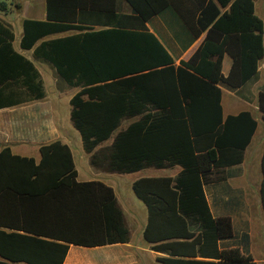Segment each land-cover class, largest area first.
I'll use <instances>...</instances> for the list:
<instances>
[{"label":"trees","instance_id":"16d2710c","mask_svg":"<svg viewBox=\"0 0 264 264\" xmlns=\"http://www.w3.org/2000/svg\"><path fill=\"white\" fill-rule=\"evenodd\" d=\"M119 1L46 0L45 19L22 21L20 46L33 48L34 58L77 88L70 119L93 165L121 173L180 168L175 176H144L132 184L147 207L144 237L167 253L158 258L163 264H256L237 247L219 248V240L233 236L231 218L213 216L203 191L224 167L243 161L257 126L250 111L224 117L220 104V85L243 89L259 75L264 23L253 13L254 0H122L130 13L118 11ZM169 6L193 38L204 33L178 65L146 25ZM5 7L0 2V10ZM13 39L11 26L0 20V43L20 61L17 67L30 68V79L21 71L32 98H43L39 71L13 51ZM225 53L232 59L227 75L221 71ZM256 100L264 117V89ZM133 117L112 136L122 119ZM39 155L0 148V264H62L70 244L128 240L114 189L100 180L78 181L68 144H41ZM261 168L264 207V149Z\"/></svg>","mask_w":264,"mask_h":264},{"label":"crops","instance_id":"0c3cea01","mask_svg":"<svg viewBox=\"0 0 264 264\" xmlns=\"http://www.w3.org/2000/svg\"><path fill=\"white\" fill-rule=\"evenodd\" d=\"M3 2H5L6 7L0 10V20L9 24L14 33V39L11 43L13 51L21 54L35 65L43 81L45 96L40 99L32 98L33 95L23 83L25 73H22L21 70L26 69L25 64H22L23 68L17 67L16 64L20 61L12 55L5 43H0V80H4L0 84V102L2 103V107H0V148L8 145L13 153L33 156L38 160L41 144L54 140H60L69 146L74 144L70 140L71 133L64 131L67 124L66 115L61 112L59 106L53 105L59 103L64 96L61 91L66 90L69 86L58 79L55 69L49 63L34 58L33 48L23 49L20 46L22 21L24 19H45L46 0H39L38 4L34 1L26 15H22L21 6L15 0ZM225 9L227 7L221 8V11ZM118 11L130 13V6L121 0L118 3ZM253 13L257 14L264 23L262 18L264 16V0L258 2L254 0ZM146 25L149 31L168 50L175 65H178L181 60L188 59L204 37V33H202L199 37L193 38L172 6L155 14L147 21ZM95 28H100V26L96 25ZM71 33L72 31L60 32L46 38L62 37ZM231 62V57L225 53L221 66L223 75L228 74ZM26 71L27 78L30 79V68L28 67ZM48 78L55 80L54 90H48ZM220 88V104L223 116L248 110L256 119L257 126L244 151L243 161L236 165L224 167L222 172L217 174L221 177L206 182L203 185V191L213 216L227 215L231 218L233 236L229 239L219 240V248L237 247L242 254H249L256 264H264V207L260 193L263 174L261 157L264 149V117L256 100L258 90L264 89V57L259 65L258 77L249 81L243 89H229L224 85H220ZM73 93H70L68 100ZM129 123H126L119 130L125 128ZM261 127L262 130L260 131ZM99 147L102 145L99 144L96 149ZM30 149H33L34 153ZM77 153L78 160L75 159L72 152L78 181L100 180L114 189L117 204L122 210L124 223L128 229V240L94 247L70 244L62 264H163L158 258L166 256L167 253L152 249L153 243L148 242L144 237L143 232L148 220L147 207L135 195L132 184L136 179L144 176H175L180 168L174 166L177 167L174 173L159 171L167 168H155L153 166L143 168H150V172L130 181L132 189L130 194L125 188L126 181L120 176L121 172L109 170L106 166L93 165L90 162L91 154L84 150L83 144L81 148L79 146ZM247 161L249 163L246 165ZM244 165V177L247 183L252 185L246 191L248 200L242 199L244 194L242 185H244L245 180L241 178ZM133 195L139 200L133 198ZM191 229L198 231L196 225H192ZM196 258L218 260L199 255ZM19 263L25 262H13V264Z\"/></svg>","mask_w":264,"mask_h":264},{"label":"rangeland","instance_id":"374dc122","mask_svg":"<svg viewBox=\"0 0 264 264\" xmlns=\"http://www.w3.org/2000/svg\"><path fill=\"white\" fill-rule=\"evenodd\" d=\"M3 1H7V0H0V2H3ZM16 1V3H18L20 6H21V13H22V15H26L28 12V9H29V7L31 6V4L35 1V3L36 4H38V2H39V0H15ZM258 1H262V0H257V2ZM262 18L264 19V16H262ZM50 71V70H49ZM49 75H51V74H49ZM54 81L55 80H52V79H50V78H48L47 79V85H48V90L50 91V90H54V88H55V86H54ZM77 90V88H75V87H68V88H66V90H62L61 92L62 93H64V96L60 99V101H59V103L57 104V103H55V104H53V105H55V106H59V108H60V110H61V112L64 114V115H66V122H67V124H66V129L64 130L65 131V133H67L68 131L71 133V142H74V144L73 145H71L70 147H71V149H72V152L74 153V155H75V159L76 160H78L77 158L79 157L78 156V153L77 152H79V146H80V148H81V146H82V141H81V137H80V134H79V132L74 128V126H73V124H72V122H71V120H70V118H69V110H70V104H69V100H68V96L70 95V93H73V92H75ZM137 117H133V118H125V119H123V120H121V122H120V125H119V127H118V129L117 130H119V128H121L122 126H124L126 123H129L130 121H132V120H134V119H136ZM117 130H115V131H117ZM262 130V127L260 128V131ZM68 132V133H69ZM114 133H116V132H113V134H112V136L114 135ZM110 141H111V138L110 139H108L107 141H105V142H102L101 143V145L102 146H105V145H107V144H109L110 143ZM77 143V145H79V146H77L76 145V143ZM34 147V146H33ZM30 151H32V153H34L33 151V149H30ZM81 154H82V156L84 155L83 154V152L81 151ZM83 158V160H84V157H82ZM85 162H87V161H85ZM249 163V161H247L245 164L247 165ZM150 168H146V169H143V170H141V171H139V172H133V173H121L120 174V176H122V179L123 180H125L126 182H125V188H127V190H128V192H130V194H131V192H132V189H131V186H130V181H132V180H134L135 178H137V177H139L140 175H146L148 172H150V170H149ZM176 170H177V167H171V168H167V169H164V170H159V171H161V172H170V173H174V172H176ZM242 171H243V176H242V178L241 179H244L245 180V183H244V185H242V189L244 190V194L242 195V199L243 200H248L247 199V194H246V191L247 190H249V188H251L252 187V185L251 184H248L247 183V180H246V178L244 177V173H245V165L242 167ZM87 173V172H86ZM85 173V174H86ZM133 198H135L136 200H139L138 198H136V196L135 195H133ZM140 202V201H139ZM19 264H25V263H19Z\"/></svg>","mask_w":264,"mask_h":264}]
</instances>
